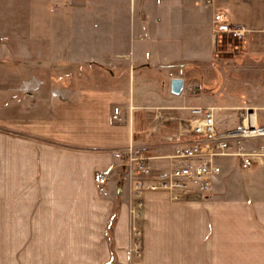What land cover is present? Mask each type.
Wrapping results in <instances>:
<instances>
[{"label":"crops","instance_id":"1","mask_svg":"<svg viewBox=\"0 0 264 264\" xmlns=\"http://www.w3.org/2000/svg\"><path fill=\"white\" fill-rule=\"evenodd\" d=\"M216 12L252 30L231 60L216 58ZM263 23L264 0H0V66L72 69L0 78V264H264V159L226 162L204 197L144 191L135 239L132 181L112 154L133 145L164 168V137L193 106L221 108L219 131L257 119ZM214 82L217 103L196 101Z\"/></svg>","mask_w":264,"mask_h":264},{"label":"built area","instance_id":"2","mask_svg":"<svg viewBox=\"0 0 264 264\" xmlns=\"http://www.w3.org/2000/svg\"><path fill=\"white\" fill-rule=\"evenodd\" d=\"M210 1L206 0V3ZM212 31L215 43L219 45L223 39L243 43L252 30L232 24L225 14L216 12ZM259 31L264 32V23ZM188 109L190 118H178L177 130L164 137L173 146L172 152L165 156L167 165L164 168L154 170L148 163L149 157L133 145L112 152L115 158L125 164L127 175L132 181L135 202L130 209L134 222L131 235L135 239L138 236L135 221L141 215L140 197L144 191L165 190L174 200L187 195L204 197L211 192L214 179L221 172L218 158L236 157L243 169L264 159V125L257 124L253 111H247L235 126L219 131L214 113L221 108L193 106ZM111 118L116 123L123 121L118 107L113 108ZM253 138H258L261 142L256 148L248 149L244 143ZM98 182L104 183L105 177H100ZM134 245V253L138 255L137 244Z\"/></svg>","mask_w":264,"mask_h":264},{"label":"rangeland","instance_id":"3","mask_svg":"<svg viewBox=\"0 0 264 264\" xmlns=\"http://www.w3.org/2000/svg\"><path fill=\"white\" fill-rule=\"evenodd\" d=\"M135 37V33L133 32L132 33V36H131V41L133 40V38ZM1 39V38H0ZM184 39L186 40V38L184 37ZM188 39V38H187ZM135 41V39H134ZM220 41V40H219ZM3 42V40H2ZM240 45L241 43L239 42H235V41H231V40H228V39H223L219 42V45L216 44V58L218 57H223V59H232L235 54L239 53L240 51ZM208 47H209V50H210V53H208V51H206V54L203 53L201 55V63H211L212 62V55H213V49L211 48L210 44H208ZM53 55V54H51ZM5 59H9L8 57H5ZM50 65V64H49ZM52 65H55V63L53 62ZM5 66L1 65L0 66V78H12V77H15L17 79V81H20L21 79L23 78H26V77H29V76H32V75H41L42 77H45L46 75L49 76L51 74H56V73H64L65 76H69L71 75L72 73V69H55V68H48V69H44V68H39V67H36V66H24L23 64H19V65H13V66H10V67H7L4 68ZM53 75V76H54ZM2 81V80H1ZM216 81V79L214 80ZM216 82H214V86H215ZM8 84L7 83H0V89H4V88H7ZM213 86V87H214ZM228 86H226L224 88V90L227 89ZM199 89V87H197ZM209 89L212 88V86H208ZM186 90V89H185ZM198 92V90H197ZM211 93H213L214 95L210 96V95H206L204 93H199L198 95V98L196 97V101L197 99L199 98H204L206 99V97H208V101H210L209 103H212V104H215L217 103V100H216V95L217 94H220L222 95L223 93V90L222 89H219L217 90L216 86L214 88L213 91H211ZM3 96L2 93L0 92V97ZM2 98V97H1ZM194 100V101H195ZM219 101L221 103L222 101V96H219ZM216 117H217V113H216ZM257 124L259 125H264V111H261L259 110L257 112ZM260 139L258 138H253V139H250L248 141H251L252 144H257V142H259ZM261 142V141H260ZM218 163L220 166H225V163L226 162H229V161H232L233 163V167H236L238 166V158L236 157H221V158H218ZM239 167V166H238ZM241 170H243L242 167H239ZM215 181V180H214Z\"/></svg>","mask_w":264,"mask_h":264},{"label":"water","instance_id":"4","mask_svg":"<svg viewBox=\"0 0 264 264\" xmlns=\"http://www.w3.org/2000/svg\"><path fill=\"white\" fill-rule=\"evenodd\" d=\"M183 89V80L181 78H173L170 82V90L172 94L178 95Z\"/></svg>","mask_w":264,"mask_h":264}]
</instances>
